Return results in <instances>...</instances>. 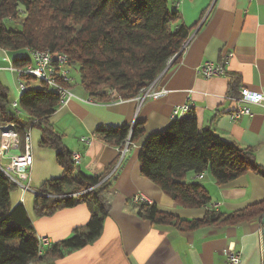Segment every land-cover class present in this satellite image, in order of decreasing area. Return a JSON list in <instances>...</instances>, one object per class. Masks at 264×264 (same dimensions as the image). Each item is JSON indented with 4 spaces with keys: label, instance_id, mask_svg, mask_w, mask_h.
Masks as SVG:
<instances>
[{
    "label": "crops",
    "instance_id": "0c3cea01",
    "mask_svg": "<svg viewBox=\"0 0 264 264\" xmlns=\"http://www.w3.org/2000/svg\"><path fill=\"white\" fill-rule=\"evenodd\" d=\"M168 5L179 13L178 23L190 32L177 59H172L170 67L149 85L166 91L164 97L138 101L142 90L135 98L104 103L89 98L80 85H71L72 98L59 105L49 118L70 154L80 155L78 171L90 177L105 176L103 181L109 183L104 195L108 210L95 241L58 259L40 258L30 264H224L231 245L240 253V264H264L259 219L179 230L154 225L136 214L134 198L138 194L159 211L181 221L200 220L207 210L233 213L264 200V179L251 171L224 185L216 184L208 171L200 176L187 173L184 181L200 184L210 197L204 209L176 205L141 174L138 157L143 142L165 131L173 121L190 116L199 130H211L227 143L251 149L256 165L264 170V104H246L249 115L235 121L230 118L242 106L236 101L242 89L264 92V0H169ZM25 52L0 49V83L8 90L10 111L14 102L15 107L18 105L21 95L12 61L29 56ZM228 54L224 76L203 79L197 74L202 63H217ZM232 78L237 79L236 85ZM34 81L31 85L36 86ZM185 106L189 112L173 119V111ZM17 116L25 119L26 114L17 110ZM135 122L143 124V135L130 141L122 158L120 148L98 137L102 130L131 127ZM27 131L32 165L25 182L30 191L22 192L13 186L10 205L21 203L27 207L36 239L45 238L52 245L69 238L74 230L84 229L90 212L86 205L78 204L49 216H35L34 193L46 181L59 178L62 168L52 149L39 146L40 130L28 127ZM87 139L89 144L83 142Z\"/></svg>",
    "mask_w": 264,
    "mask_h": 264
},
{
    "label": "trees",
    "instance_id": "16d2710c",
    "mask_svg": "<svg viewBox=\"0 0 264 264\" xmlns=\"http://www.w3.org/2000/svg\"><path fill=\"white\" fill-rule=\"evenodd\" d=\"M169 0H0V49L8 52L48 51L68 58L77 67L80 86L97 102L135 98L155 82L168 63L181 52L189 29L179 24V13ZM178 23V24H177ZM30 64V56L12 61L13 68ZM68 67V69H69ZM24 77L18 106L25 119L8 109V90L0 83V126L10 127L22 143L28 127L41 132L39 146L52 149L62 168L61 176L37 189L32 201L37 217L84 204L90 212L86 227L44 249L32 229L24 206L10 205L14 187L0 173V264H30L50 261L78 250L101 233L108 206L104 195L109 183L103 176L80 173L62 143V136L49 123L59 106V96L47 85ZM232 78V84H237ZM34 81V82H35ZM119 97V98H117ZM143 124L122 125L98 132L111 146L122 147L129 136L135 142ZM141 174L185 209H204L210 204L206 190L184 181L187 173L200 176L208 171L218 185L227 184L251 171L264 179L251 149L227 143L211 130H199L190 116L173 121L167 129L149 136L139 153ZM137 216L154 225L194 230L204 225H235L259 219L264 200L229 214L205 211L200 220L181 221L159 211L154 204H135ZM44 252V255H39Z\"/></svg>",
    "mask_w": 264,
    "mask_h": 264
},
{
    "label": "built area",
    "instance_id": "2783aa9c",
    "mask_svg": "<svg viewBox=\"0 0 264 264\" xmlns=\"http://www.w3.org/2000/svg\"><path fill=\"white\" fill-rule=\"evenodd\" d=\"M30 64H26L21 68H12L17 78V83L20 91L26 90V85L23 81L24 77H29L35 79L39 82L47 85L52 91H54L59 96V105L65 104L69 99L72 98L68 86L72 82L69 75V70H61L59 68L60 58L51 53L50 57H37L30 55ZM230 55L224 56L219 62H204L198 69L197 74L203 79H210L214 77L224 76L226 73V68L229 63ZM166 91L164 90H154L152 85L147 87L145 93H141L136 98L138 101H143L146 99H159L164 97ZM119 98V97H117ZM122 100V99H121ZM237 103H241L242 106L237 108L231 115L232 121L239 119L241 116L249 115L250 111L245 106L246 104H264V92H250L247 89H242L239 93V97L236 100ZM14 114L17 116V111L15 109V102L12 105ZM189 112V107H180L173 111L172 118H178ZM19 137L18 134L10 127H3L0 129V167L5 172H9L11 175V184L20 188L22 192L30 191L28 183L25 182V177L27 170L32 164V157L30 154V148L28 145V133L24 135V150L22 154L11 156L9 160L3 162L6 155L9 154L11 150H17L19 147ZM85 144H89V140L83 141ZM129 136L126 138L122 147H120L121 158L129 150ZM72 162L74 165H78L80 160V155L78 153H73L71 155ZM134 201L136 204H150V201L141 194H138ZM40 246L48 247L50 242L45 239H39ZM241 258L240 253L236 252L234 247L231 245L226 251V261L224 264H240Z\"/></svg>",
    "mask_w": 264,
    "mask_h": 264
},
{
    "label": "rangeland",
    "instance_id": "374dc122",
    "mask_svg": "<svg viewBox=\"0 0 264 264\" xmlns=\"http://www.w3.org/2000/svg\"><path fill=\"white\" fill-rule=\"evenodd\" d=\"M22 53H23V54H26L25 51H22ZM68 67H69V61H68ZM69 75H70V78L72 79V82H71L70 85H67V86H68V89L70 88L71 85H74L75 87H78V86L80 85V76H79V73H78L77 67H75V66H71V67H69ZM35 84H37V83L35 82ZM16 85H17V84H16V82H15V88L17 87ZM9 94L12 95V93H9ZM15 109H16V111L18 110L19 112H21V109H20V107H19L18 105H16ZM7 126H11V125H1V126H0V129H2L3 127H7ZM22 144H25L24 139H23L22 143L19 141V147H18L17 150H11V151L9 152V154L6 155V157H5V159L3 160V162H6V160H9V158H10L11 156L19 155V151L21 150V148L24 150V145H23V147H22ZM23 150H22V153H23ZM22 153H21V154H22ZM72 154H73V153H72ZM72 154H71V155H72ZM31 165H32V164H31ZM30 167H31V166H30ZM74 167H77V165H74ZM56 179H57V178H56ZM14 187H16V186H14ZM16 188H18V187H16ZM138 204H139V203H138ZM25 209L27 210V207H25ZM27 211H28V210H27ZM28 213H29V215H31V211H28Z\"/></svg>",
    "mask_w": 264,
    "mask_h": 264
},
{
    "label": "bare ground",
    "instance_id": "6f19581e",
    "mask_svg": "<svg viewBox=\"0 0 264 264\" xmlns=\"http://www.w3.org/2000/svg\"><path fill=\"white\" fill-rule=\"evenodd\" d=\"M29 54L32 56H37V57H50L51 53L48 51H33V52L29 51ZM57 56L60 58L59 68L61 70H69L68 69V58L62 54H58ZM146 89H144L141 93H145ZM173 119H176V118H173ZM0 173L9 181V183H11V175L9 174V172H5L0 167Z\"/></svg>",
    "mask_w": 264,
    "mask_h": 264
},
{
    "label": "water",
    "instance_id": "95a60500",
    "mask_svg": "<svg viewBox=\"0 0 264 264\" xmlns=\"http://www.w3.org/2000/svg\"><path fill=\"white\" fill-rule=\"evenodd\" d=\"M173 60L170 61V63H168V66L166 67V69L164 70V72L170 67V65L172 64ZM163 72V73H164ZM129 141L130 137H129ZM36 195H38V193H34ZM259 226H260V238H261V245L262 248L264 249V214L259 218Z\"/></svg>",
    "mask_w": 264,
    "mask_h": 264
}]
</instances>
